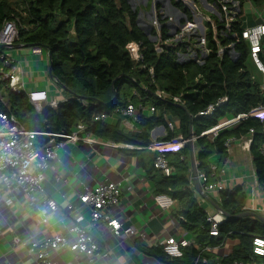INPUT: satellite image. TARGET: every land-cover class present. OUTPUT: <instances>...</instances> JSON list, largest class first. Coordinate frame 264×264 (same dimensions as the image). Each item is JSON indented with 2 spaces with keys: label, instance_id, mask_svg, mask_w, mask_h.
<instances>
[{
  "label": "trees",
  "instance_id": "trees-1",
  "mask_svg": "<svg viewBox=\"0 0 264 264\" xmlns=\"http://www.w3.org/2000/svg\"><path fill=\"white\" fill-rule=\"evenodd\" d=\"M251 1L257 6L264 4V0ZM242 15L243 12L238 17ZM138 16V9L133 8L128 0H0V30L5 20L14 19L18 26L17 41L50 50L51 75L70 95L55 106L46 105L37 111L24 92L12 90L7 85L8 80L3 79L0 94L6 98L8 108L0 99V110L14 114L31 130L71 131L82 121L103 139L148 145L152 142L150 130L165 123V113L171 112L179 117L185 135L190 124L197 134H201L221 116L248 112L264 105V92L252 79L245 64L249 55L245 40L241 38L235 43L239 52L236 59L227 53L218 57L214 46L202 65L194 61L176 62L173 50L156 54L153 42L138 24ZM235 28L238 31L243 29L241 20L236 21ZM226 40L236 39L229 36ZM131 41L141 43L143 55L139 60L132 58L128 50ZM150 66L154 68V82L149 74ZM2 67L3 59L0 58V71ZM157 87L167 92L168 97H157L154 93ZM223 96L226 100L212 115L198 114ZM174 97H179L186 109L175 104ZM148 100L157 111L150 116L138 115L140 132L126 134L118 124L113 126L106 121L93 120L95 113L111 112L129 102L144 104ZM251 127L254 132L251 133L250 151L257 179L264 187V119L256 116H248L236 126L223 129L212 144L205 136L199 137L197 143L202 149L198 154V168L210 177L208 158L213 150L223 152L229 137L246 135ZM36 141L42 142V136ZM145 152L133 150L147 173L151 174L156 170L155 153L150 152L146 158ZM189 157V145L186 144L174 158L177 172L156 180V194L166 193L174 202L183 204L184 208L176 211L174 216L192 234L193 241L182 247L183 253L178 257L168 255L163 244L144 246L142 250L165 264H222L233 260L264 264V255L253 250L254 237H264V221L248 215L239 216L247 200L241 186L220 192L218 203L229 216L219 224L218 235L209 233V213L198 202L191 184ZM228 237L238 241L228 254L217 256L205 250L206 246L223 244Z\"/></svg>",
  "mask_w": 264,
  "mask_h": 264
},
{
  "label": "built area",
  "instance_id": "built-area-1",
  "mask_svg": "<svg viewBox=\"0 0 264 264\" xmlns=\"http://www.w3.org/2000/svg\"><path fill=\"white\" fill-rule=\"evenodd\" d=\"M128 1L130 2V0ZM138 1H135L134 4L130 3L133 8L138 9L141 5L144 9L140 20L141 23L139 22L138 24L153 42L156 54L159 55L168 50H173L176 62L194 61L202 65L213 52L214 46H216L215 52L218 57H222L227 53L232 58H238L239 52L235 48V43L242 38L248 44V54L259 69L264 72V59L261 54L264 50V4L262 5L261 21L248 25L244 23L243 15L238 17L243 12V4H241L240 0H174L177 4L173 0ZM238 19L242 23L243 29L241 31L235 28V23ZM229 36L236 40L227 41L226 38ZM17 37L18 26L16 20H5L0 30V45H12L16 43ZM8 48L10 47H0V58L3 59L0 81L7 79L8 87L16 92H24L37 111H41L46 105L55 106L57 102L49 100L46 89L33 90L24 87L20 82L18 69ZM43 50L44 48L40 46L32 47V51L35 53H42ZM128 50L135 60L142 58L141 43L138 41L129 42ZM8 65H11V67L4 70V67ZM149 74L152 82H154L153 66L149 67ZM155 93L159 97H168V93H165L159 87H157ZM0 99L5 107L8 108L6 98L2 94H0ZM174 100L181 102L179 97H174ZM225 100L226 96H223L217 101L209 103L198 114L212 115ZM136 107L135 103L129 102L126 106L115 107L111 112L102 111L95 113L93 120L107 121L109 117L119 116L125 127L135 130L139 122V114L136 112ZM149 111L147 116L157 111L154 104L150 105ZM248 116L264 119V105H258L248 112H241L219 119L217 123L201 134H194L192 138L173 136L168 139H154L147 147L155 152L153 161L155 168L165 176L172 175L174 167L170 164L167 153L182 150L190 140H195L201 135H216L223 129L232 128ZM164 118L172 126L169 116L165 114ZM253 132L254 128L251 127L249 133ZM39 136H42V142L36 141ZM99 140L102 139L91 131L89 124L82 121L78 122L71 131H36L27 129L9 111L0 110V185L8 193L15 190L21 191L29 201H34L36 197H39L43 207L40 209L37 220L46 223L48 222V213L58 211L59 208L57 201L46 195L44 190L45 169L49 166V162L56 159L58 150L69 143H97ZM231 140L233 138L229 137L227 143H230ZM105 141L115 146H127L106 139ZM213 170H216V166L213 167ZM223 172L224 170H222ZM198 175L204 190L215 195L217 201L220 200V192L222 190L234 189L227 186L224 178L212 180L205 172H200ZM256 186L264 198V187L259 181ZM122 191L121 186L112 180L102 181L94 186L86 187L85 190L78 193V202H69L65 207L66 211L75 212L74 217L76 219L67 227L66 232H54L42 241H30L16 235L14 242L34 251L40 264H57L50 256L51 251L56 250L82 252L92 262L100 249L92 231L95 225L103 223L116 234L124 233L130 236L135 233L133 227H123L122 222L113 212V208L120 203ZM155 201L163 210H169L174 204V199L166 193L155 194ZM5 202L10 204L12 197L10 195L5 196ZM84 208L89 211L88 219L84 215ZM243 210H250L264 217V207H246L245 205ZM252 217L258 219L255 215H252ZM227 218L219 209L215 210V213L209 214L208 220L211 222L209 233L218 235L219 224ZM190 243L184 238L179 240L170 236L162 244L164 251L168 255L178 257L183 253L182 247ZM253 244L254 252L264 255V237L255 236ZM215 247L217 246H206L205 250L212 251ZM0 264H2L1 260ZM222 264L261 263L253 260H233L230 263Z\"/></svg>",
  "mask_w": 264,
  "mask_h": 264
},
{
  "label": "crops",
  "instance_id": "crops-1",
  "mask_svg": "<svg viewBox=\"0 0 264 264\" xmlns=\"http://www.w3.org/2000/svg\"><path fill=\"white\" fill-rule=\"evenodd\" d=\"M242 2L244 23L253 25L261 21L262 6L255 5L251 0H242ZM248 7L250 13L244 14ZM138 10L141 20L144 9L140 5ZM32 47L33 45L16 41L15 46L8 48L18 69L20 82L26 89H46L49 100L56 101L57 104L67 100V96L60 94L57 89L54 90V84L50 79L56 80L49 72L47 50L35 53ZM261 54L264 59V50ZM245 64L252 79L260 85L264 92V82L260 83L264 78V72L259 69L250 55L247 56ZM163 98L166 97L163 96ZM176 103L181 102L175 101ZM151 104V100L144 104L136 103V112L147 116ZM165 114L169 116L172 126L165 121L153 127L149 133L152 141L168 139L169 135L171 137L197 135L192 124L189 125L188 133L185 135L181 131L179 117L171 112ZM228 116L226 114L220 119ZM106 122L113 126L118 124L122 132L126 134L141 131L139 122L137 128L131 130L123 125L119 116L109 117ZM218 134L201 136H205L212 144ZM97 137L102 140L97 143L77 142L65 145L58 150V157L49 162V166L45 169L44 190L46 195L57 201L59 208L58 211L48 213L46 223L37 220L40 209L43 207L39 197H36L34 201H29L21 191L15 190L8 193L0 185V260L2 264H40L36 253L28 247L15 243L14 237L17 235L30 241H42L54 232H66L67 227L76 221L75 212L65 210L67 203L78 202V193L86 187L110 180L117 182L123 189L120 203L113 208V212L122 222L123 227L131 226L135 229V233L130 236L124 233L116 234L107 225L98 223L92 229L100 248L95 260L90 262L89 257L82 252L51 251L50 256L57 264H165L147 254L142 247L162 244L170 236L179 240L184 238L190 242L193 241L192 234L186 231L174 216L176 211L184 208L183 204L175 201L169 210H163L155 201L156 180L164 174L158 169L151 174L147 173L138 156L133 153V150H146L144 155L147 158L150 152H154L147 147L149 144L119 141L118 143L127 145L120 147ZM231 137L233 140L230 143L226 140L223 152L213 150L209 155L210 178L212 175L211 179L224 178L230 188L241 186L247 197L246 207H264V198L256 186L258 179L250 151L252 136L248 133ZM198 138L193 140L197 166L198 154L202 149V146L197 143ZM176 154L177 152L167 153V158L174 167L173 174L177 172L174 164ZM188 162L189 176L194 188L190 157ZM215 166L216 170H213ZM222 170H224L223 173ZM200 172L203 171L198 168V174ZM199 181L202 184L200 178ZM195 192L198 202L209 214L218 210L213 203L214 201L219 204L215 195L207 192L209 198H206L196 189ZM7 195L12 197L10 204L5 202ZM83 211L88 219L89 211L86 208ZM219 247L220 245L211 252L217 256L229 253Z\"/></svg>",
  "mask_w": 264,
  "mask_h": 264
},
{
  "label": "water",
  "instance_id": "water-1",
  "mask_svg": "<svg viewBox=\"0 0 264 264\" xmlns=\"http://www.w3.org/2000/svg\"><path fill=\"white\" fill-rule=\"evenodd\" d=\"M137 21L139 23L140 19L138 18ZM16 39H18V37ZM13 46H15V43L12 44V45H5V44H1L0 45V47H13ZM47 52H48V56H49V72H50L51 71L50 69H51L52 52L50 50H48ZM50 75H51V72H50ZM176 104L178 106L186 109L183 104H181V103H176ZM192 137H193V135L189 136V138H192ZM188 145H189V150H190V164H191V171H192L194 188L199 193L204 195L206 198H209V194L204 190L203 185L199 181L198 166H197V162H196V156H195V151H194L193 140H190L188 142ZM213 203H214V205L216 206L217 209H219L220 211L223 212V214H225L227 217L229 216V214L225 210H223L222 207L219 204L215 203L214 201H213ZM246 215H248V216L255 215L259 220L264 221V217L262 215L253 213L250 210L243 211L242 213L239 214V216H246Z\"/></svg>",
  "mask_w": 264,
  "mask_h": 264
},
{
  "label": "rangeland",
  "instance_id": "rangeland-1",
  "mask_svg": "<svg viewBox=\"0 0 264 264\" xmlns=\"http://www.w3.org/2000/svg\"><path fill=\"white\" fill-rule=\"evenodd\" d=\"M131 3L134 4L135 0H130ZM140 2V0L138 1ZM246 13H250V9L249 7L246 9V11H244V14ZM51 82L54 84V90L57 89L58 92L60 94H64L65 96H67L66 98H70V95L68 92H66L59 83H57V81H54L52 78L50 79ZM264 82V78L262 81H260V83ZM56 91V90H55ZM237 244V239L236 238H232V237H228L225 241V243H223L222 245H220V247L222 248V250L224 252H230L232 250V248ZM219 247V248H220Z\"/></svg>",
  "mask_w": 264,
  "mask_h": 264
}]
</instances>
